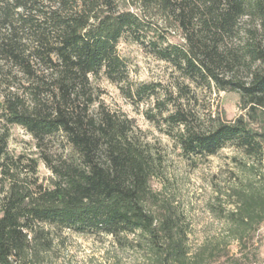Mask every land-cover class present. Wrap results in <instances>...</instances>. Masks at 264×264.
<instances>
[{
  "label": "trees",
  "instance_id": "obj_1",
  "mask_svg": "<svg viewBox=\"0 0 264 264\" xmlns=\"http://www.w3.org/2000/svg\"><path fill=\"white\" fill-rule=\"evenodd\" d=\"M252 14L264 19V0H0V264H40L31 241L43 236L41 224L115 239L137 235L155 264H213L222 247L235 242L241 250L262 231L264 40L243 23ZM122 39L177 72L167 102L156 98L154 107L183 157L205 158L226 146L242 154L232 157L230 182L209 205L223 237L194 252L182 211L168 202L150 208L157 200L150 180L162 157L100 99L102 78L128 99L156 92L158 84L130 83ZM192 86L236 91L245 111L229 121L221 113L200 117L190 105ZM11 125L33 137L52 173L48 183L39 181L35 158L8 152ZM60 132L70 150L53 157L47 142ZM43 242L47 248L50 240Z\"/></svg>",
  "mask_w": 264,
  "mask_h": 264
},
{
  "label": "rangeland",
  "instance_id": "obj_2",
  "mask_svg": "<svg viewBox=\"0 0 264 264\" xmlns=\"http://www.w3.org/2000/svg\"><path fill=\"white\" fill-rule=\"evenodd\" d=\"M243 23L258 29L264 40V19L252 14L244 17ZM241 37H244L243 33ZM171 39L175 43L181 42L179 34ZM117 47L126 62L128 79L133 86L142 83L158 86L155 94L137 101L126 98L118 85L102 78L98 82L102 90L100 99L106 108L130 119L134 136L162 157L160 170L150 180V187L157 196L156 202L150 203V208L156 211L162 203L168 202L181 210L187 227L189 250L194 252L203 242H215L223 237L224 225L209 211V205L214 203L216 190H224L230 182L231 173L235 170L232 157L242 160V154L234 147L226 146L205 158L190 161L183 157L172 136L166 132L170 129L154 107L156 98L167 102L165 91L174 90L177 72L130 39L120 40ZM4 84L5 80H1L0 93L5 88ZM11 86L13 90L19 87L16 81ZM192 88L195 100L190 105L200 117L221 113L222 119L229 121L245 111L236 91H218L215 87ZM172 108L168 103L167 109ZM150 113H157L155 121L148 119ZM3 127L0 119V132ZM47 149L54 157L68 153L70 147L60 132L49 138ZM7 150L13 157L35 158L39 181L49 182L52 173L41 160L33 137L24 128L9 126ZM39 228L43 230L42 235L50 240L47 248H43V236L37 235L31 241L35 249L31 253L36 251V257L32 254V258L40 264H155L145 246L146 241L137 235H122L115 239L104 233H80L54 224H41ZM221 251L223 255L213 264H264V234L257 231L241 250L235 242H230Z\"/></svg>",
  "mask_w": 264,
  "mask_h": 264
},
{
  "label": "built area",
  "instance_id": "obj_3",
  "mask_svg": "<svg viewBox=\"0 0 264 264\" xmlns=\"http://www.w3.org/2000/svg\"><path fill=\"white\" fill-rule=\"evenodd\" d=\"M262 232L264 234V222H263V225H262Z\"/></svg>",
  "mask_w": 264,
  "mask_h": 264
}]
</instances>
